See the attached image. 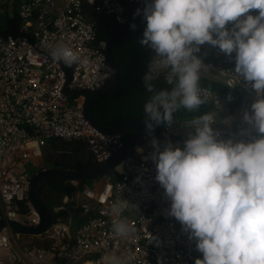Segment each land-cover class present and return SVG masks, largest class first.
<instances>
[{"label": "built area", "instance_id": "2783aa9c", "mask_svg": "<svg viewBox=\"0 0 264 264\" xmlns=\"http://www.w3.org/2000/svg\"><path fill=\"white\" fill-rule=\"evenodd\" d=\"M145 0H30L16 6L18 33L0 30V219L25 227H36L40 217L28 200L30 178L44 169L43 149L50 140L87 147L94 164L103 163L124 145L120 135H106L84 116L90 92L101 91L113 79L106 57L107 40L98 39L94 17L120 18L125 4L144 8ZM141 16L143 14L141 13ZM231 27V25H229ZM69 47L80 58L67 66L52 57L56 47ZM200 52L211 60L202 61L201 78H221L226 92L220 94L200 86L201 98L209 103L214 117L211 127L218 139L251 142L260 137L243 121L258 99L249 83L234 71L235 60L209 44ZM154 56L142 76L161 78L169 83L170 68ZM205 74H210L207 77ZM143 81V79H142ZM242 94L240 106L231 109ZM195 118H176L163 127L167 141L184 147L195 130ZM144 140V139H143ZM137 147L142 152H137ZM153 147L140 143L120 164L118 178L109 174L83 184L72 182L84 203L86 219L74 234L70 223L55 220L38 236L20 235L9 227L0 230V264H108L117 256L122 264H195L202 254L181 224L168 214L170 200L155 180L156 168L150 159ZM35 171V172H33ZM33 172V173H32ZM63 203L67 196L63 195ZM119 205L117 210L113 205ZM62 208L54 207V214ZM25 210V211H24ZM126 220L131 231L115 234L114 224ZM40 238L44 245L29 240Z\"/></svg>", "mask_w": 264, "mask_h": 264}, {"label": "clouds", "instance_id": "9594fccd", "mask_svg": "<svg viewBox=\"0 0 264 264\" xmlns=\"http://www.w3.org/2000/svg\"><path fill=\"white\" fill-rule=\"evenodd\" d=\"M141 13L146 26L140 44L161 58L159 63L171 69L168 82H175L171 90L156 91L151 76L142 78L152 93L144 105L148 133L155 126L172 125L181 108L198 111L205 103L200 95L203 64L196 53L206 43L227 56L235 54V73L258 97L251 115L243 114V121L261 134L258 139L220 140L211 127L214 117L205 113L191 121L195 132L182 149L169 142L161 151L153 138L150 159L155 180L170 200L168 214L202 254L195 264H264V0H145L133 15ZM130 27L135 30L136 25ZM51 55L67 66L80 59L63 46ZM113 230L125 237L131 228L119 220ZM108 264L122 261L112 256Z\"/></svg>", "mask_w": 264, "mask_h": 264}, {"label": "trees", "instance_id": "16d2710c", "mask_svg": "<svg viewBox=\"0 0 264 264\" xmlns=\"http://www.w3.org/2000/svg\"><path fill=\"white\" fill-rule=\"evenodd\" d=\"M134 12L133 5L125 4L124 13L120 18L114 19L113 17H110L104 23L98 25L96 29L98 39L107 40L111 31L123 26H130L131 24L136 25L135 31L142 36L146 21L141 15L134 17ZM251 14L256 15L257 13L252 12ZM18 25L19 20L17 18L16 8L12 16L4 14L0 17V30L2 32L17 35ZM110 54L120 71V84L118 90L112 96L103 100L95 101L92 104L90 111L92 116L103 126H117L122 122L135 117L147 119L144 112V105L151 98L152 93L145 90L142 76L154 57V51L142 47L140 41L130 31H123L113 41L110 48ZM196 55L203 62L211 60L209 54H203L199 51ZM151 83L154 84L156 91L161 89L171 90L172 87H174V85H166L159 77L151 80ZM200 86L209 87L210 89L219 92L225 91L223 86L203 78H200ZM238 106H240V101L236 100L231 106V109L233 110ZM208 110L209 104L207 101L200 106L198 111L188 112L181 108L178 112L174 113V120L176 118H197L207 113ZM165 125L166 124L155 126L151 133L147 132V136L158 141H167L168 138L164 135L163 131ZM133 132L134 129H127L122 135L121 141L124 146L130 141ZM77 167L78 169L85 168L83 164H78ZM112 175H114V178H118L116 173H112ZM52 182L53 183L49 184V187L52 185V188H50L58 197L70 192V183L63 185L62 181ZM83 184L86 183H81L79 186L82 187ZM65 216L66 214L64 212L54 214L55 220L65 218Z\"/></svg>", "mask_w": 264, "mask_h": 264}, {"label": "water", "instance_id": "95a60500", "mask_svg": "<svg viewBox=\"0 0 264 264\" xmlns=\"http://www.w3.org/2000/svg\"><path fill=\"white\" fill-rule=\"evenodd\" d=\"M95 22L96 24H99L98 20H95ZM123 31H130L139 41L142 38V36H140L130 26H123L118 28L107 39V47L105 53L108 66L113 74V79L103 90L90 92L88 94L84 104V116L92 126L106 135L122 136L127 129H134L130 141L120 151L112 154L103 163L91 164L83 169H73L62 164L60 167H48L33 173L30 178L28 200L40 217L39 225L36 227H25L16 222L0 219V230L9 227L13 232L27 236H38L49 230L55 222V217L51 209L42 200L39 192L40 186H42L44 183L52 181H63L67 184L72 182L79 184L89 183L109 174L117 173V166H120L121 162L134 151L138 143L143 140L145 136H147V131L144 124L145 118L135 117L128 119L117 126H103L96 120V118L92 116L90 112L91 106L95 101L110 97L118 90L121 76L118 66L111 57L110 48L116 37ZM57 163L61 162L59 161Z\"/></svg>", "mask_w": 264, "mask_h": 264}, {"label": "rangeland", "instance_id": "374dc122", "mask_svg": "<svg viewBox=\"0 0 264 264\" xmlns=\"http://www.w3.org/2000/svg\"><path fill=\"white\" fill-rule=\"evenodd\" d=\"M24 1H30V0H0V17L4 14H8L9 16H12L17 4L19 2H24ZM146 138V137H145ZM144 140H141V143H143ZM145 145V144H143ZM35 172V171H33ZM32 172V173H33ZM74 185L70 184V192L66 193L67 196V203L64 204L62 201L64 198L58 197L53 193V198H48L46 201V204L48 205L49 208H62L59 209L61 210L60 212H64L66 214L65 218H63L66 223H70V230L74 234L75 230L79 227V224L82 223L85 219L86 216H81L82 209L79 206V204L82 202L84 203L85 200H82L80 195L76 193V189L73 187ZM57 196V197H56ZM39 245H44L45 243L41 241L39 238H34L31 239L29 238L30 241Z\"/></svg>", "mask_w": 264, "mask_h": 264}, {"label": "crops", "instance_id": "0c3cea01", "mask_svg": "<svg viewBox=\"0 0 264 264\" xmlns=\"http://www.w3.org/2000/svg\"><path fill=\"white\" fill-rule=\"evenodd\" d=\"M155 56V54H154ZM207 77L210 76V74H205ZM201 78V77H200ZM203 79H207V78H203ZM212 79H214L212 82L217 83L219 85H221L220 79L212 76ZM208 80V79H207ZM223 86V85H221ZM223 88L225 89L224 92H219L216 90H213L214 92L220 93V94H224L226 92V87L223 86ZM242 94L241 93H237V100L240 101V99L242 98ZM208 103V102H207ZM209 104V103H208ZM210 106V105H209ZM239 108L236 107L235 109ZM153 138H150L149 136H146V138L144 139L143 144H145L146 147H152L151 145V140ZM158 141V140H157ZM159 143V141H158ZM71 147V148H69ZM68 154V155H73L81 164H94L92 161V157L91 154L89 153V151L87 150V147L85 145H83L80 142H75V143H71V144H66V143H62L60 141L57 140H50L47 144V146L45 147V149H43V158L40 162V164L43 163L45 164V161L50 160V162H59V158L63 155ZM90 154V155H88ZM84 155H86L87 157H85ZM89 156V158H88ZM90 160V161H88ZM89 162V163H88ZM85 212H81V216H85Z\"/></svg>", "mask_w": 264, "mask_h": 264}, {"label": "flooded vegetation", "instance_id": "af4514ba", "mask_svg": "<svg viewBox=\"0 0 264 264\" xmlns=\"http://www.w3.org/2000/svg\"><path fill=\"white\" fill-rule=\"evenodd\" d=\"M110 17L109 16H99V17H94V19L95 20H98L99 21V24H101V23H104L105 21H107L108 19H109ZM114 18V17H113ZM114 19H116V18H114ZM99 24H97V27H98V25ZM97 27H96V29H97ZM117 30V29H116ZM116 30H114V31H111V34H110V36L116 31ZM109 36V37H110ZM108 37V38H109ZM84 145V144H83ZM69 148H71V147H69ZM64 157H60L59 158V161L61 162V163H56V162H50V160H47V161H45V164H44V169L45 168H48V167H60L62 164H64L65 166H67V167H69V168H73V169H78V164H81L73 155H68V154H65V155H63ZM85 157H87L86 155H84ZM88 158H89V156H88ZM88 161H90V160H88ZM89 163V162H88ZM85 167L86 166H89V165H91V164H89V165H86V164H83ZM81 169H83V168H81ZM54 182H60V181H54ZM63 182V181H62ZM51 183H53V182H48V183H44L42 186H40V189H39V192H40V195H41V197H42V200L44 201V203L46 204V201H47V199L48 198H53L54 196H53V191H52V185L49 187V184H51ZM62 184V183H61ZM67 185V183H65V182H63V185ZM47 205V204H46ZM48 206V205H47Z\"/></svg>", "mask_w": 264, "mask_h": 264}, {"label": "bare ground", "instance_id": "6f19581e", "mask_svg": "<svg viewBox=\"0 0 264 264\" xmlns=\"http://www.w3.org/2000/svg\"><path fill=\"white\" fill-rule=\"evenodd\" d=\"M82 199V198H81Z\"/></svg>", "mask_w": 264, "mask_h": 264}]
</instances>
